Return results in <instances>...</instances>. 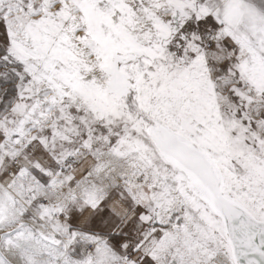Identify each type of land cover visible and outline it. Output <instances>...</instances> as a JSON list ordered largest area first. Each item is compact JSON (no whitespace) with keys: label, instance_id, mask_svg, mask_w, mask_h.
Masks as SVG:
<instances>
[{"label":"snow or ice","instance_id":"6c2138e0","mask_svg":"<svg viewBox=\"0 0 264 264\" xmlns=\"http://www.w3.org/2000/svg\"><path fill=\"white\" fill-rule=\"evenodd\" d=\"M0 264H264V0H0Z\"/></svg>","mask_w":264,"mask_h":264}]
</instances>
